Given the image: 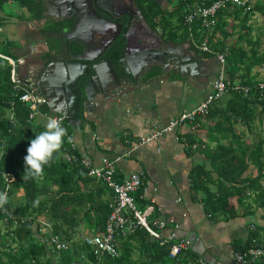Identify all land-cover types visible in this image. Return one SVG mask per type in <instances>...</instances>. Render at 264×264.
I'll use <instances>...</instances> for the list:
<instances>
[{"label":"trees","instance_id":"trees-1","mask_svg":"<svg viewBox=\"0 0 264 264\" xmlns=\"http://www.w3.org/2000/svg\"><path fill=\"white\" fill-rule=\"evenodd\" d=\"M7 1L0 0V10ZM14 1L27 8L32 18L45 16L44 0ZM166 1L168 6L158 0L136 3L164 39L181 43L191 42L192 37L196 42L208 37L211 51L203 53L216 58L218 53H225V75L233 86L214 102L205 117L213 121L209 142H200V147L206 145L209 164L192 168V191L200 195L211 219L244 215L254 220L249 223L246 242H241L237 251L254 244L264 246V93L258 88L264 77L256 71L264 67V25L253 20L264 16V0H253L250 9L239 5L222 8L213 31L200 20L187 24L185 18L188 3L208 6L215 0ZM120 49L118 46L113 51L115 61ZM0 52L8 55L6 49ZM12 69L11 62L0 57V191L8 195V203L0 211V264H203L190 249L170 257V244H162L144 228L116 236L118 256L97 255L95 247L84 242L83 234L105 228L111 200L104 194L109 192L111 196L113 191L102 180L100 188L83 190V184L96 178L86 167L66 161L64 150L70 149L67 136L51 166H44V174L24 180L27 149L45 130L46 122L38 121V116L30 118L31 108L20 99L23 90L15 88ZM157 73L158 68L151 75ZM236 85L247 86L249 91ZM40 109L50 111L47 105ZM70 120L65 127L67 133H71ZM196 141L190 139L187 154L191 155L189 149ZM251 165L255 175L248 173ZM136 201L144 207L138 197ZM41 217L47 221L38 226ZM41 227L48 228L49 233ZM50 233L69 243L68 247L58 250L48 243ZM251 264H264V258Z\"/></svg>","mask_w":264,"mask_h":264},{"label":"crops","instance_id":"crops-1","mask_svg":"<svg viewBox=\"0 0 264 264\" xmlns=\"http://www.w3.org/2000/svg\"><path fill=\"white\" fill-rule=\"evenodd\" d=\"M67 23V26L64 25L55 16L32 18L27 8L14 0L7 1L0 10V49H6V56L16 61L24 59V62H17L20 77L29 79V72L39 76L41 70L35 69V66H40L38 57L47 54L58 41L64 40L62 35L67 27L68 30L74 28L71 20ZM87 26L79 29L76 37L93 40L89 33L91 29L86 30ZM181 43L183 46L179 48V53L182 62L191 58L199 62L194 72H180L174 65L167 68L152 65L140 76L139 82L132 80L128 84L123 83L120 91L105 102H97L93 109L82 110L71 117L69 131L76 152L89 159L93 167L102 166L106 159L114 160L115 176L121 181L133 172L144 173L145 184L142 191L135 193V197L144 203V207L138 204L140 207L154 206V216L167 222L164 235L174 240L188 239V249L204 264H239L234 254L241 242H246L249 223L254 220L244 215L230 220L219 217L211 219L204 210L200 195L193 192L191 186L192 168L196 164H209L204 153L206 145L200 147V142H209L213 121L198 118L194 124L186 123L156 140L137 145L142 137L168 124L185 108L198 105L212 91V81L221 69L219 60L206 56L190 41ZM9 44L13 45L9 48ZM93 46L97 47L95 44ZM157 68L159 73L151 75ZM263 70L264 67L256 69L262 77ZM48 98L50 112L62 114V101L51 96ZM37 119L48 121L43 116ZM192 138L197 141L189 149V155L187 148ZM248 173L256 174L253 165ZM100 186V180L96 178L82 187L84 191H93ZM104 198L112 201L113 195L107 192ZM233 201L237 204L236 198ZM261 212L260 209L258 215ZM40 219L41 222L47 221L45 217ZM87 229L85 233L89 232Z\"/></svg>","mask_w":264,"mask_h":264},{"label":"water","instance_id":"water-1","mask_svg":"<svg viewBox=\"0 0 264 264\" xmlns=\"http://www.w3.org/2000/svg\"><path fill=\"white\" fill-rule=\"evenodd\" d=\"M44 7L46 16L56 12L64 25L71 20L74 28L67 27L64 40L38 57L40 66L35 69L41 74L29 72V77L37 91L62 101L64 109L60 112L69 118L93 109L97 102H105L120 91L123 83L139 82L152 65H174L180 72H194L199 65L195 58L182 62V43L165 40L140 8L135 13H117L105 0H44ZM86 24L93 40L76 37ZM110 25L117 26L114 36L107 32ZM118 45L120 55L115 61L113 51Z\"/></svg>","mask_w":264,"mask_h":264},{"label":"built area","instance_id":"built-area-1","mask_svg":"<svg viewBox=\"0 0 264 264\" xmlns=\"http://www.w3.org/2000/svg\"><path fill=\"white\" fill-rule=\"evenodd\" d=\"M252 1L253 0H239L237 3L236 0H215L208 6H203L198 3H188L185 22L191 24L200 20L203 26L213 31L217 25V14L222 8L230 5H239L250 9ZM191 43L201 52L211 51L208 37H205L200 42H196L192 37ZM0 57L8 59L12 64V79L15 83V88L23 90L20 99L29 104L32 111L30 118L34 119L37 116H43L49 119V117H55L62 119V126L65 128L69 123V117L64 114H53L50 111H41L40 107L42 105H47L49 98L36 90L32 78L23 79L20 77L17 69V62H24V59L21 58L19 61H16L1 52ZM225 57V53H218L217 55V59L221 64V69L212 81L211 93L198 105L185 108L178 116L171 119L168 124L154 129L149 136L142 137L137 145L156 140L164 134L173 132L186 123L194 124L198 118H205L210 113L214 102L233 88L231 82L226 79ZM235 87L245 92L249 91L247 86L236 85ZM258 88L264 93V81L259 83ZM67 134L72 137V141L69 142L70 149L65 148L64 150V158L66 161L86 167L90 175L102 180L113 191V199L110 203L111 212L105 228L99 229L94 233L90 232L82 235L85 243L95 247L97 255L110 254L112 256H118L119 251L115 242L116 236L119 234L126 235L132 233L138 228L146 229L151 237L160 240L162 244H170V257H175L189 248L190 241L188 239L180 238L178 240H173L163 234L167 222L157 219L154 216V206H148L146 208L138 206L135 193L143 188L145 184L146 177L143 172H133L121 181L115 176L116 167L114 160L106 159L102 166L93 167L89 159L76 152L72 133ZM178 138L180 137L178 136ZM1 209L2 208H0V211ZM8 213L9 211H7V214ZM10 216L13 217V214H10ZM41 223L44 222H41L40 219L37 225L39 226ZM176 226L178 227V224ZM41 230L49 233V229L46 227H41ZM47 241L53 244L58 250L66 249L69 245V243L61 237L51 233ZM263 258L264 246L257 244L251 245L241 251H236L234 254V259L239 264H251ZM72 264L78 263L73 262Z\"/></svg>","mask_w":264,"mask_h":264},{"label":"clouds","instance_id":"clouds-1","mask_svg":"<svg viewBox=\"0 0 264 264\" xmlns=\"http://www.w3.org/2000/svg\"><path fill=\"white\" fill-rule=\"evenodd\" d=\"M236 2L238 3L239 0ZM66 136L71 142L72 137L68 136L67 129L62 126V119L49 117L45 130L31 140L27 149V155L24 157V180L39 178L44 174V166H51L55 155L62 149ZM6 203H8L7 192L0 191V208Z\"/></svg>","mask_w":264,"mask_h":264},{"label":"flooded vegetation","instance_id":"flooded-vegetation-1","mask_svg":"<svg viewBox=\"0 0 264 264\" xmlns=\"http://www.w3.org/2000/svg\"><path fill=\"white\" fill-rule=\"evenodd\" d=\"M105 1L108 3V5H110L114 9V12H117V13H123V12L129 13V14L135 13L136 10L139 8L137 6L136 0L134 1L133 0H105ZM53 15L57 18V20H59V18L62 17L61 15H57L56 12ZM126 21H127V18L123 20V22H126ZM108 29L110 30L109 36H114L117 32L116 25H110Z\"/></svg>","mask_w":264,"mask_h":264},{"label":"rangeland","instance_id":"rangeland-1","mask_svg":"<svg viewBox=\"0 0 264 264\" xmlns=\"http://www.w3.org/2000/svg\"><path fill=\"white\" fill-rule=\"evenodd\" d=\"M163 2H164L165 5H167V1L166 0H163ZM253 20L264 25V16H261V15L255 16ZM263 131H264V123H263Z\"/></svg>","mask_w":264,"mask_h":264}]
</instances>
